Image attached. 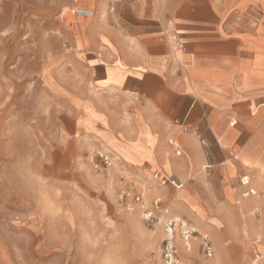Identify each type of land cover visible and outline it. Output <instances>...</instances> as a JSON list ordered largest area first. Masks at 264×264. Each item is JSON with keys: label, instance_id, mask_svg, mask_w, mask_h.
<instances>
[{"label": "rangeland", "instance_id": "1", "mask_svg": "<svg viewBox=\"0 0 264 264\" xmlns=\"http://www.w3.org/2000/svg\"><path fill=\"white\" fill-rule=\"evenodd\" d=\"M32 2L0 0V264H160L162 224L143 219L135 195L199 233L180 264H264V123L217 157L195 128L142 123L131 93L103 88V50L75 48L57 12ZM243 174L254 197H241Z\"/></svg>", "mask_w": 264, "mask_h": 264}, {"label": "crops", "instance_id": "2", "mask_svg": "<svg viewBox=\"0 0 264 264\" xmlns=\"http://www.w3.org/2000/svg\"><path fill=\"white\" fill-rule=\"evenodd\" d=\"M32 5V11L43 6L57 12L56 23L68 29L75 48L103 50V88L131 93L134 116L142 123L195 128L205 155L212 157L228 150L243 129L264 123V0H33ZM79 8L92 17L62 16ZM72 23L86 45L79 46ZM187 148L201 160L191 138ZM167 181L176 191L184 188L176 177Z\"/></svg>", "mask_w": 264, "mask_h": 264}, {"label": "built area", "instance_id": "3", "mask_svg": "<svg viewBox=\"0 0 264 264\" xmlns=\"http://www.w3.org/2000/svg\"><path fill=\"white\" fill-rule=\"evenodd\" d=\"M75 14L81 18L88 19L92 17V12L86 9H76ZM176 154L179 155L180 151H177ZM230 156L234 160L236 159L235 155L231 154ZM98 157L105 165L110 166L112 159L108 154H99ZM153 178L161 185L168 183L166 179L158 174H155ZM239 183L243 191L241 194L242 198L254 197L256 195V190L252 186L249 176H242ZM124 196V193H121L120 197L123 198ZM133 199L140 207L142 217L147 223L152 224L157 222V224H162L163 239L161 241L160 264H180L179 248L183 247L184 250H189L191 241L199 233L183 219L170 215L168 210L161 206L159 200L153 201L149 206H145L141 195H135ZM157 214H161V220L157 218ZM201 245L205 255L211 257L212 248L206 236L201 237Z\"/></svg>", "mask_w": 264, "mask_h": 264}, {"label": "bare ground", "instance_id": "4", "mask_svg": "<svg viewBox=\"0 0 264 264\" xmlns=\"http://www.w3.org/2000/svg\"><path fill=\"white\" fill-rule=\"evenodd\" d=\"M76 15V14H75ZM187 145H188V143H186ZM236 159H237V157H236ZM237 197V196H236ZM252 204V202L251 201H249V200H245V201H243V202H241V204H240V207L241 208H247L249 205H251ZM189 251V252H188ZM190 251H191V247H190V249L189 250H185V253H187L188 255H189V253H190ZM194 253V252H193ZM191 254V253H190ZM239 261H240V255H238V262H237V264H240L239 263Z\"/></svg>", "mask_w": 264, "mask_h": 264}]
</instances>
